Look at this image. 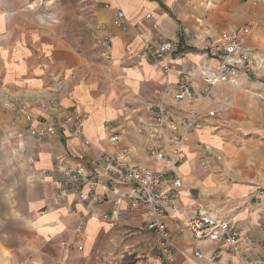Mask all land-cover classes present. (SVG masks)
I'll use <instances>...</instances> for the list:
<instances>
[{"label": "crops", "instance_id": "crops-1", "mask_svg": "<svg viewBox=\"0 0 264 264\" xmlns=\"http://www.w3.org/2000/svg\"><path fill=\"white\" fill-rule=\"evenodd\" d=\"M261 1L94 0V34L98 39L108 36L112 44L104 53L98 43L109 62L103 65L104 73L98 60H88L64 39L57 23L39 27L34 13L0 12V185L14 181L13 219L21 229L13 243L22 246L23 254L28 252L31 264H164L157 258L161 239L139 229L147 210L130 204L129 185L111 188L99 182L82 201L62 196L60 187L66 182L55 167L62 159L102 170L103 152H126L132 164L162 168L147 155L135 131L150 104L160 100L179 115L197 106L204 114L210 109L218 112L203 115V127L187 134L185 159L165 177L164 189L173 177L180 178L178 212L159 217L171 243L199 250L205 257L218 251L223 263L239 261L223 242L193 236L186 221L193 209H200L232 216L257 248L258 207L243 202L264 187V78H256L252 71L237 84L214 85L209 97L203 98L207 79L201 73L205 65L215 64L207 56L210 39L256 20L264 14ZM117 8L126 15V30L112 22ZM147 13L151 17L143 19ZM260 33L264 31L252 30L246 44L264 45ZM144 40L170 41L174 53L159 62L140 57ZM258 53L262 56V50ZM181 78L190 82L193 98L175 101L173 93ZM20 108L34 115L31 125L59 123L66 114L84 113L83 134L71 137L58 129L44 138L25 135L29 124ZM117 132L119 140L111 142L110 136ZM84 138L90 145H84ZM41 170L45 174L39 175ZM239 247L244 250L245 244ZM169 264L209 263L175 253Z\"/></svg>", "mask_w": 264, "mask_h": 264}, {"label": "built area", "instance_id": "built-area-1", "mask_svg": "<svg viewBox=\"0 0 264 264\" xmlns=\"http://www.w3.org/2000/svg\"><path fill=\"white\" fill-rule=\"evenodd\" d=\"M150 13L143 19L150 18ZM113 24L126 30L128 20L124 11L115 9ZM255 21H248L244 25L232 27L221 31L217 36L210 39L207 44V56L215 61L213 66L205 65L201 75L207 79V86L201 91L203 98H208L210 89L218 83H237L238 79L254 70L264 67V58L259 55L258 47L246 44L247 37L251 34ZM98 43L104 47V53L111 50L112 44L108 36L98 39ZM174 53L173 43L167 40L152 42L143 41L140 57H145L152 62H159L170 58ZM181 58H184L183 56ZM164 66L163 71L167 72ZM175 101L193 98V91L188 80L181 78L176 83L173 93ZM148 114L138 119L135 131L141 140L147 155L163 164L160 169L145 165L132 164L127 159L126 152L107 153L103 152L100 163L102 170L94 165L82 162L67 164L62 159L55 162V167L60 171L66 184L60 187L62 196L74 195L80 200L90 197L99 184L106 182L111 188H116L121 183L129 185L126 197L132 206L143 205L146 219L139 229H145L155 233L161 239L158 260L164 264L172 262L174 254L193 256L197 259L206 260L209 264H264V187L258 188L250 194V198L243 202L245 206L256 204L259 212V241L256 249L252 238L247 235L230 215H222L217 212L193 209L192 216L186 221L187 227L197 239H207L211 242H223L228 247L230 254L239 258L237 263H223L219 258V252L214 251L208 257L199 250L187 251L179 248L170 241L167 226L159 217L167 211L178 212V200L176 188L180 185V178L173 177L170 187L163 188L165 177L173 168L179 166L185 159L183 144L189 132L200 130L204 125V116H216L218 112L210 109L203 113L202 107H193L187 114H176L165 107L163 100L150 104ZM29 126L24 134L44 138L55 135L58 129H63L71 137H79L83 134L84 113L66 114L59 123L42 121L37 125H31L34 115L25 108H20ZM120 133L110 136L111 142H116ZM84 145H90L88 139H83ZM220 159V157H216ZM204 164V163H203ZM45 174L41 170L39 175ZM60 194V195H61ZM80 228V227H79ZM243 242L245 249L239 245ZM81 249V247H78Z\"/></svg>", "mask_w": 264, "mask_h": 264}, {"label": "rangeland", "instance_id": "rangeland-1", "mask_svg": "<svg viewBox=\"0 0 264 264\" xmlns=\"http://www.w3.org/2000/svg\"><path fill=\"white\" fill-rule=\"evenodd\" d=\"M94 0H0V12L18 11L19 13H34V21L39 27L50 24H58L60 32L64 39L76 47L88 60H98L101 63V72L107 71L109 64L104 59L102 51L98 44V38L92 28V7L95 5ZM262 5L264 0L261 1ZM264 9V8H263ZM255 21L252 30L264 31V14L259 15ZM259 37V36H258ZM263 38L264 34L260 33ZM259 37V39H260ZM262 42H264L262 40ZM261 42V43H262ZM259 50H262L264 58V45L258 44ZM255 77L264 78V67L254 70ZM259 79V78H258ZM262 82V80H261ZM238 83V81H237ZM236 83V84H237ZM264 85V82H262ZM7 174V170H4ZM5 175V174H4ZM0 181L1 178H0ZM13 180L5 185H0V264H31L28 252L23 254L22 246L14 247L13 240L18 235L19 226L14 223V202ZM3 205H5L3 207ZM7 209H4V208ZM18 217V215H17ZM16 217V218H17ZM17 249V250H14Z\"/></svg>", "mask_w": 264, "mask_h": 264}]
</instances>
